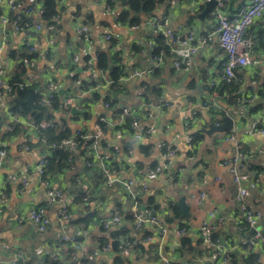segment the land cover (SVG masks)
<instances>
[{
  "label": "crops",
  "instance_id": "1",
  "mask_svg": "<svg viewBox=\"0 0 264 264\" xmlns=\"http://www.w3.org/2000/svg\"><path fill=\"white\" fill-rule=\"evenodd\" d=\"M206 2L210 1L162 0L155 11L137 15L139 23L132 25L130 20L126 23L118 21L122 8L117 0L111 4L106 0H58L57 28L49 31L40 16L44 9L42 1L18 0L16 9L11 10L7 0H0V17L10 20L12 13L24 16L27 9L34 7L33 15L42 25L40 30L32 28L17 32L10 24L6 27L8 41L4 44L0 21L4 72L1 80L8 84L22 65L17 58L22 49L35 47L36 57L31 59L34 66L29 68L23 62L27 74L35 78L31 85L35 84L31 88L35 91L34 98L43 96L47 81L54 80L60 90L66 92L61 98L73 96L76 103L72 108L81 111V114H72L71 108L65 114L62 111L54 113L49 107L45 115L51 114L52 119L45 117L43 121L55 123L57 133L69 129L74 135L77 129H84V135L89 138L97 134L99 123L105 122L108 129L103 140L120 150L119 156L113 159L119 165L118 182L114 184L105 182L98 165H85L82 148L72 154L67 168L50 175L53 188L63 193V202L70 216L68 221L60 220V206L49 205L47 189L37 173L40 161L55 151L51 145L59 143L48 144L40 131L20 123L21 131L5 136L10 132L3 127L15 123L14 119L25 123L34 120L32 116H13L10 111L13 98L6 97L0 110L1 140L8 155L0 169V197L2 194L7 196L0 213V244H7L10 249L0 251V264H13L19 252L24 256L23 264L34 261L38 264H71L68 248L75 250L79 246L82 255H88L104 245H109L110 251H101L94 258V264H164L167 260L173 264H221V259L213 255L217 250L230 257V264L234 260L235 264H247L251 254L264 264V242L255 247L247 244L254 237L255 230L245 222L244 212L237 201V187L229 169L223 165L241 147L247 153V171L254 175L264 167V134L250 132L254 123L264 129V20H257L248 31V38L255 42L251 65L239 69L235 80L243 100L253 101L246 105L241 120L234 121L231 131L208 135L205 131L220 124L221 120L203 108L205 102L217 100L229 117L235 110L227 105L229 96L226 94L224 100L216 91L224 83L225 58L218 44L217 22L212 12L200 17ZM250 2L232 0L226 12L236 14ZM163 17H167L177 35L185 36L191 31L195 34L194 45L198 51L186 74L176 73L173 67L171 50L178 45L170 46L167 42V50L154 54L158 36L153 34L149 23ZM81 26L89 28V41L78 32ZM106 35H111L112 39L106 41ZM207 37L210 39L203 42ZM102 51L115 58V66H120L125 74L138 70L143 75L112 89L107 83L111 81L109 72L96 69L97 56ZM12 54L16 57L12 58ZM87 57L94 63L98 80L91 78L86 68L84 60ZM158 57H161L160 61ZM84 108L90 110V118L86 125L79 127L75 116L81 117ZM123 108H129L132 116L125 118L130 120V127L122 129L124 123L117 125V116ZM189 108L195 110L196 115L187 129L183 114ZM64 115L66 122L62 121ZM133 119L138 122V128L133 127ZM149 129L154 131L148 133ZM196 132H201L203 137L193 145L188 138H193ZM231 134L235 141L228 144L225 140ZM40 135L45 143L40 140ZM163 144L176 149L166 167ZM26 146L30 149L26 150ZM99 146V151L103 152L104 147ZM159 165L163 167L162 172L150 175V170ZM24 180L29 183L26 187H23ZM127 181L133 183L130 196L121 192L128 190L122 184ZM133 196L141 198L143 204L140 207L146 209L152 199L154 213L151 212L166 227L165 235L148 223L136 227ZM181 199L190 207L188 219L181 218L178 205ZM246 204L264 216V176L259 177ZM41 207L46 209L50 220L45 232H38L30 220L31 210ZM176 207L178 216L175 218L173 211ZM115 214L121 221L104 228V222ZM89 216L88 221H82ZM171 219L173 221L168 223ZM205 222L214 227L212 243L202 239L200 229ZM263 222H259L258 228ZM179 227L185 228L184 234L177 235ZM186 238L190 243L183 246ZM115 243L121 244L118 251L113 249Z\"/></svg>",
  "mask_w": 264,
  "mask_h": 264
},
{
  "label": "built area",
  "instance_id": "2",
  "mask_svg": "<svg viewBox=\"0 0 264 264\" xmlns=\"http://www.w3.org/2000/svg\"><path fill=\"white\" fill-rule=\"evenodd\" d=\"M18 0H7V5L11 10L16 9ZM115 2L116 0H111ZM212 1V0H207ZM232 0H216V5L214 6L213 12L211 13L212 16L216 19L217 27H216V36L218 39V44L221 50L223 51L225 62L223 64V81L225 84L230 85L236 80V73L239 69L245 68L251 65V58L254 51L255 42L248 38L247 34L249 29L255 24L257 20L263 19L264 20V0H251V2L245 8L241 9L238 13L229 15L226 12L227 5ZM34 7H30L27 9L24 17L25 20H22V16H19L14 21H10L7 17L1 16L0 21L3 26V39L4 44L8 41L6 27L8 25H12L15 31L17 32H25L32 28L37 30L42 29L41 23L35 19L34 17ZM43 12H41L40 16H42ZM58 16L53 20V22L46 26V29L49 31H54L57 28V21ZM150 28L155 36H163L170 46L178 45V48H172L173 54V67L176 73L182 75L189 72L193 65V59L196 55L198 48L194 45L195 42V34L191 31L185 36L177 35L171 28L169 20L167 17H163L159 20H153L149 23ZM79 33H81L86 41L90 40L91 34L90 30L87 26H81L79 28ZM112 39L111 35H106L105 40L110 41ZM210 38H205L203 42H207ZM31 52H36L35 47L29 46ZM2 52L3 49H0V110L4 107L6 97L9 99L14 98V90L8 84H5L1 80V76L4 73L2 71ZM78 57L76 61H78ZM159 61L161 57L157 58ZM25 65L29 68L34 66V62L31 59L25 58L23 60ZM94 63L92 60L86 62V68L88 72L91 74V78L94 80H98L97 73L93 69ZM102 72V71H100ZM143 72L134 70L130 73L125 74L117 81V86H119L124 81H129L134 78L141 77ZM35 78L32 75L27 74L23 82L18 84V87L23 90L30 87ZM110 85L113 84L112 81H108ZM60 86L54 80H48L46 83V90L45 95L42 97V101L40 102V106H45L49 108L51 106V101L55 99V97L59 94ZM253 99H246L243 100L240 97L237 106L230 107L234 109V114L232 118L234 121L241 120L244 115L246 105L252 102ZM165 105H170L166 101H160ZM63 110L64 112H69L76 103V98L73 96H65L63 98ZM107 107L110 104L106 105ZM203 108L206 110H213L216 113H219V119L222 120L225 116H230V114L226 111L225 107L218 102L217 100H213L212 102H205ZM223 114V116H222ZM196 115L195 110L189 108L184 111L183 120L184 125L187 129L190 128V123L194 119ZM127 116H132V112L129 108H123L121 113L118 117L117 125H121L125 122V118ZM12 117V116H11ZM14 118V117H13ZM16 123L23 124L26 127H29L34 130L43 131L49 128H55V123L51 121H42L36 122L32 121L29 123H25L21 119H14ZM103 121V120H102ZM133 127L138 128L139 124L136 120L133 119ZM219 125V123H217ZM4 130L7 132H12L13 127L12 124H8L7 126L3 127ZM154 129H149L148 133H152ZM251 133H259L264 134V129L258 123H254L251 126ZM105 131L98 126L97 127V134L93 137H86L82 129H77L73 135V137L63 140L59 144L51 145L54 147L55 150H68L70 152L69 161L72 160V154L80 150L81 141L82 140H91V145L87 148L84 154V163L87 167H92L98 165L101 168L103 175L105 177V182L108 185L114 184L118 182L116 177L118 176V170L111 166V161L119 156L120 150L117 147H113L107 145L104 147L103 152L99 151L100 148V140L104 137ZM40 140L45 143L44 137L42 138L40 135ZM193 138L189 137L188 142H192ZM228 144L235 141L233 134L228 135L225 140ZM163 160L166 164L173 158L176 153V149L174 147L168 146L163 144ZM26 150H29L30 147L26 146ZM8 158L7 149L5 143L1 140V127H0V169L4 166L6 160ZM247 159V153L241 148H237L235 154L226 159L223 162V165L227 167L230 171V175L234 184L237 187V201L241 206L242 211L244 212L245 222L247 226L253 230H255V235L252 239H250L247 244L249 246L255 247L259 242H264V222L260 228H258V224L260 221H264V216L262 213L249 208L246 204L247 199L251 195V191L257 187V183L259 181L260 176H264V167L261 171L252 175L250 171H247V167L245 161ZM48 161L46 158H43L38 166L37 173L41 177V184L47 189V196L49 199V205L58 204L60 209L58 210V216L60 220L68 221L70 216L67 213V207L63 202V193L61 190L53 188L52 183L49 177H46V170L45 167ZM162 166H156L153 170H150V175H155L157 173L162 172ZM28 181H23V187L28 185ZM123 186L131 191L133 183L131 181L123 182ZM134 198V196H133ZM135 199V198H134ZM7 196L2 194L0 197V213L2 211V206L6 203ZM133 218L136 223L137 228H141L144 224L148 223L154 226L155 229L159 231L161 235H165L167 233V229L163 224L159 221V219L153 215L151 210L140 207L137 200H134V211H133ZM30 220L32 221L34 228L38 232H45L50 224L49 217L47 216V211L45 208H35L30 212ZM121 221L120 216L117 214L113 215L111 218L104 222V228L108 229L112 226H115ZM214 227H212L209 223L205 222L202 224L200 232L203 241L206 243H212V233ZM85 230V229H84ZM184 227H179L176 230L177 235H182L185 233ZM86 234V231H84ZM64 240H67L65 238ZM10 246L7 244L1 243L0 244V251L1 250H9ZM81 247L76 246L75 253L73 255V262L74 264H85L81 261L80 258L85 257L88 260H94V258L102 251L108 252L110 251L109 245H104L101 248H97L91 254L82 255ZM214 257L221 259V264H230V257L227 254H222L218 250L214 252ZM24 263V256L22 253H17L15 255V260L13 264H23ZM32 264H38V262L34 261ZM164 264H173L171 261L167 260ZM256 264H260L258 260Z\"/></svg>",
  "mask_w": 264,
  "mask_h": 264
},
{
  "label": "trees",
  "instance_id": "3",
  "mask_svg": "<svg viewBox=\"0 0 264 264\" xmlns=\"http://www.w3.org/2000/svg\"><path fill=\"white\" fill-rule=\"evenodd\" d=\"M42 1L44 4V9H43V14H42V18L43 21L46 23V25H49L53 22V20L60 14V10L58 7V0H39ZM108 4H111V0H106ZM162 2V0H117V3L120 4L122 11L118 16V21L121 23H126L127 21L130 20V23L132 25H135L137 23H139V19L137 18V15L143 13V14H148L151 13L153 11H155L160 3ZM114 4H112L111 6H113ZM19 16L15 15L14 13L11 14L10 17V21H14L16 18H18ZM26 17L22 16V20H25ZM156 43H157V48H155L154 50V54L155 55H159L161 50H167L168 46H167V41L163 36H158L155 39ZM12 58H15L16 56L14 54H12L11 56ZM36 57V53L35 52H31L30 47H26L24 49H22V53L21 55H19L17 58L18 60L21 61L20 67L18 68L19 70L16 71L15 75H13L9 81H8V85H10L12 87V89L14 90V98L11 101L12 107L10 108L11 114L13 116H18V117H28V116H32L33 119L36 122H42L43 120H45V117H47L46 119H52V115L51 114H46L43 112H40L38 110H34L32 109L29 105L27 104H22L19 101H25L29 98V90L31 88L35 87V84L33 86H30L26 89L21 90L18 87V84L23 82L25 79V76L27 75V68H25V66L23 67V60L25 58L28 59H34ZM89 57L85 58V62L89 61ZM117 63V61H116ZM96 69L99 71H103L109 72V77L111 79V81L113 82V84L111 85L112 89H116L117 88V81L125 75V71L120 67V66H115V58H111V56L108 55L107 52H100L97 56V65H96ZM36 83V82H35ZM94 85L95 82H93ZM213 90H210V92ZM216 91L218 92L219 96L225 100V95L227 94L228 97V106L232 107V106H237L238 105V101L240 100V93H238L237 90V86L235 81L230 84L227 85L225 83L221 84L220 86H218L216 88ZM262 95V94H261ZM42 97L43 96H35L34 101L35 103H37V105L40 104V102L42 101ZM63 98H61L59 95H57L55 97V99H53L51 101V106L50 108L53 110V112H64L63 110ZM252 110H256V108L252 109ZM211 113H213L214 115L218 116L217 118H219V113L214 112L213 110H210ZM65 114V112H64ZM84 116V118L86 120H89L90 115L88 113H83L82 114ZM65 116L62 117V121H65ZM223 116V114H222ZM79 117V116H75ZM99 126L106 132L108 129V124L107 123H99ZM13 127V132L7 133L5 134V136L7 135H12L15 134L19 131H21V128L19 127L18 123H13L12 124ZM130 127V120L127 118L124 122V124L120 127V128H128ZM66 128V127H65ZM56 126L55 128H49L46 130L41 131V134L46 138L47 143L51 144V143H61L63 140H67L69 138H71L73 135L71 134V132L68 130H64L63 132H56ZM83 134H85V130L82 129ZM203 134L201 132H196L193 135V145H196L199 141L202 140ZM46 142V141H45ZM91 141L90 140H82L81 141V146L80 148H82L83 153L85 154L87 148L91 145ZM100 144L105 147L106 146V142L103 140V138L100 140ZM81 150V149H80ZM69 157H70V152L68 150L64 151V150H55L52 152L51 156H49L47 159L48 163L45 167L46 170V177H50L53 176L55 171H60L63 168H67L68 167V162L71 163V161H69ZM111 166H113V168H115L117 170L118 168V164L116 162H113V160L111 161ZM137 202L140 204V206H142L143 202L141 200V198H137L136 199ZM152 199H149L148 201V206L147 209H150L153 213H154V209H152ZM173 215L176 218L178 216V208L176 207L175 210L173 211ZM91 218V216L87 217L86 219H83L82 221H88ZM173 221V219L168 220V223H171ZM81 222V221H80ZM189 242V239L186 238V240L183 243V246L186 245ZM105 243V242H104ZM121 244L119 243H115L113 244V249L115 251H118V247ZM73 253H75V251L71 248H68V254L70 257V261L71 264H73ZM82 262H84L85 264H94V262L92 260H88L85 257L80 258ZM258 261V258L255 254H251L247 260V264H256ZM236 261L234 260L232 262V264H235ZM53 264H58V262H54Z\"/></svg>",
  "mask_w": 264,
  "mask_h": 264
},
{
  "label": "water",
  "instance_id": "4",
  "mask_svg": "<svg viewBox=\"0 0 264 264\" xmlns=\"http://www.w3.org/2000/svg\"><path fill=\"white\" fill-rule=\"evenodd\" d=\"M216 5V0H212L210 2L205 3V10L204 12L200 15L201 18L204 17L205 14L209 12H213L214 6ZM34 93L35 91L33 89L29 90V98L25 101H22L20 103L22 104H27L29 105L32 109L38 110L44 113H48L49 109L45 106H40L37 105L34 101ZM65 90H60L59 91V96L63 97L65 95ZM115 96V94L113 95ZM72 114H81V111L76 110V108H72ZM234 126V120L232 117L225 116L222 118L221 123L219 125H212L210 126L208 131H205L208 135H212L214 133H224V132H229L233 129ZM122 193L130 196L131 193L129 190H122ZM178 205L181 208V218H190V207L186 204L184 199L179 200ZM99 222V220H98Z\"/></svg>",
  "mask_w": 264,
  "mask_h": 264
},
{
  "label": "rangeland",
  "instance_id": "5",
  "mask_svg": "<svg viewBox=\"0 0 264 264\" xmlns=\"http://www.w3.org/2000/svg\"><path fill=\"white\" fill-rule=\"evenodd\" d=\"M42 93V92H41ZM41 95H45V92H43ZM83 112L84 113H88L89 115H90V110L89 109H87V108H84L83 109ZM213 114V113H212ZM214 115V114H213ZM88 120H86L85 118H84V116L82 115L81 117H78V122H77V124L79 125V127H83L84 125H86V122H87Z\"/></svg>",
  "mask_w": 264,
  "mask_h": 264
},
{
  "label": "bare ground",
  "instance_id": "6",
  "mask_svg": "<svg viewBox=\"0 0 264 264\" xmlns=\"http://www.w3.org/2000/svg\"><path fill=\"white\" fill-rule=\"evenodd\" d=\"M35 76V75H34ZM250 156V155H249Z\"/></svg>",
  "mask_w": 264,
  "mask_h": 264
}]
</instances>
